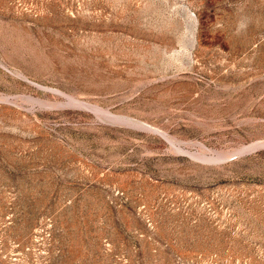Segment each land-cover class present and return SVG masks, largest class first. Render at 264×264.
<instances>
[{
    "label": "rangeland",
    "instance_id": "374dc122",
    "mask_svg": "<svg viewBox=\"0 0 264 264\" xmlns=\"http://www.w3.org/2000/svg\"><path fill=\"white\" fill-rule=\"evenodd\" d=\"M0 264H264V0H0Z\"/></svg>",
    "mask_w": 264,
    "mask_h": 264
},
{
    "label": "bare ground",
    "instance_id": "6f19581e",
    "mask_svg": "<svg viewBox=\"0 0 264 264\" xmlns=\"http://www.w3.org/2000/svg\"><path fill=\"white\" fill-rule=\"evenodd\" d=\"M53 91H55V92H57V93H60V94H62L64 97H66V99L68 100L67 102H70L71 104H74V105H76V106H80V107H84V108H87V109H90V110H96L97 109V107L96 106H93V105H90V104H87V103H82V102H80V101H78L77 99H75L74 97H71L70 95L68 96V95H65L64 93H62L61 91H58V90H53ZM39 103H40V101H39ZM43 104V103H42ZM44 104H46V103H44ZM68 104V103H67ZM102 110V109H101ZM109 115V114H108ZM128 121V120H127ZM129 122H131V120L129 121ZM152 129V128H151ZM154 129V128H153ZM158 131V130H157ZM158 133H159V131H158ZM162 134H164V133H162ZM161 134V135H162ZM166 136H168V135H166ZM165 136V137H166ZM169 138V137H168ZM171 139H169V141H170ZM171 143V142H170ZM255 147V145H252V146H250V147H248V148H245L244 150L246 151V149H248V150H250V149H252V148H254ZM247 150V151H248ZM239 152V151H238ZM244 152V151H243ZM219 154V153H218Z\"/></svg>",
    "mask_w": 264,
    "mask_h": 264
}]
</instances>
